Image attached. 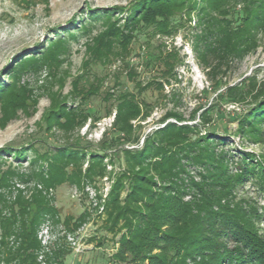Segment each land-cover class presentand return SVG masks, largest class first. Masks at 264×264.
Segmentation results:
<instances>
[{
  "label": "trees",
  "instance_id": "obj_1",
  "mask_svg": "<svg viewBox=\"0 0 264 264\" xmlns=\"http://www.w3.org/2000/svg\"><path fill=\"white\" fill-rule=\"evenodd\" d=\"M122 12V8L88 11V24L80 21L77 28L82 34L88 32L89 25L101 22V30L85 43V70L127 58L135 34L143 28L153 27L154 34L171 37L182 20L190 22L191 16H196L198 32L192 48L195 52L200 50L197 56L209 68L208 74L221 76L231 62L255 52L264 33V0H135L123 19L116 17ZM175 18L179 22L175 23ZM74 40L75 35L69 33L67 38L46 41L44 48L8 66L10 81L0 83L1 127L19 111L26 113L30 105L36 104L30 85L22 80L24 75L46 69L47 76L56 81L54 86L63 87L64 76L57 74L69 54L68 45ZM148 64L159 66V81L136 84L138 94L152 86L163 91L164 85L175 80L181 61L170 50L159 52ZM98 92L96 82L83 74L75 77L69 97L76 100V105L68 109L67 99L58 100L59 94L50 89L51 109L44 116L46 130L56 128L67 134L82 128L89 119L97 122L99 117H90L85 105ZM226 92L229 102L244 100L238 89L229 87ZM111 99L112 108L106 116L115 111L113 121L94 149L66 141L56 146L53 153L33 159L27 158V149L21 148L13 152V159L17 167L26 163V173L18 172L12 165L3 170L0 156V262L37 264L44 249L38 233L45 219L62 223L71 231L87 223V210L76 219L66 217L60 221L51 192L64 184L80 188L85 181L100 179L108 174L107 165L117 162L112 189L102 205L105 230L120 234L113 262L264 264V237L257 227L262 216L254 206L236 200L234 195L235 187L247 174L257 175L264 183V161L255 162L243 153L234 163L240 172H232L234 156L225 146V139L208 129L201 134L193 125L166 123L142 137L139 147L140 122L149 116L152 106L124 89L106 93L103 98ZM204 115L201 114V122L206 124ZM167 119L184 122L178 113L168 114L159 122ZM235 120L236 134L260 139L264 87L252 95L247 109ZM0 153L10 154L11 150L0 149ZM192 167L200 170L193 175L189 171ZM29 183L32 188L26 187ZM3 190L7 193H1ZM9 239H13L14 246L9 245ZM69 253L68 248L56 245L44 254V260L48 264H65Z\"/></svg>",
  "mask_w": 264,
  "mask_h": 264
},
{
  "label": "rangeland",
  "instance_id": "obj_2",
  "mask_svg": "<svg viewBox=\"0 0 264 264\" xmlns=\"http://www.w3.org/2000/svg\"><path fill=\"white\" fill-rule=\"evenodd\" d=\"M133 1L135 0H0L1 84L9 83L7 68L18 58L44 48L46 41L67 38L69 33L76 37V40L69 43V54L58 70V77L64 76L61 89L54 86L56 81L47 76L46 69L36 74L24 75L22 80L30 85L36 104L30 105L26 113L19 111L15 118L3 127L0 126V149L11 150L10 154L0 153L4 162L3 170L12 165L18 172L26 173V163L17 167L13 159V152L21 148L27 149L25 156L33 159L40 158L44 153H53L56 146L63 145L66 141L80 142L89 147L91 145L90 148L94 149L102 134L109 129L115 115L113 111L111 116H106L113 101L103 98L106 93H118L121 89L136 94L139 100L152 106L149 116L140 122L139 147L142 137L166 123L193 125L201 134L208 129L215 133L214 136L225 139V146L234 156V162L230 164L232 172H240L241 168L234 163H238L243 153L249 154L255 162L264 161V124L260 126V139L255 141L236 134L238 123L235 120L236 116L247 109L252 95L264 87V33L260 36L259 48L243 59L231 62L228 71L221 76L208 74L209 68L197 56L200 50L195 52L192 48L193 37L198 32L195 28L196 16H191L190 22L182 20L177 32L171 37L154 34L153 27L143 28L135 34L127 58L115 60L106 67L90 66L85 70V43L101 30V22L89 25L86 34H82L77 28L82 21L88 24L87 12L122 8L124 12L116 17L123 19ZM179 20L175 18L174 22ZM170 50L181 61L175 70V80L171 79L170 84L164 85L161 92L152 86L138 94L136 84L144 86L153 79L159 81V66L153 67L147 63L152 62L159 52L166 53ZM82 74L99 85L98 94L91 97L85 105L90 117H99V120L93 122L89 119L82 128L67 134L56 128L47 131L44 116L51 109L50 89L59 94L58 100L67 99V108H72L76 105V100L69 97L71 82ZM229 87L244 94L241 103L229 102L226 92ZM171 113L182 115L184 122L179 124L173 119L159 122ZM202 113H205L204 118L207 116L206 124L201 122ZM246 164L250 165L249 160H246ZM118 167L117 162H114V166L107 165L106 176L93 182L85 181L80 188L64 184L51 192L60 221L66 217L76 219L85 210L90 217L87 223L72 231L62 223L54 224L45 219L39 229L40 240L45 245L37 264H48L44 260V254H49L56 245H63L70 250L64 258L65 264H117L113 262L112 255L118 248L120 234L113 235L105 230L102 205L112 189L114 173ZM198 170L200 168L189 169L193 175ZM26 187L32 188L33 184L29 183ZM1 193H7V190ZM234 195L236 200L241 199L258 210L262 217L258 220L257 227L264 237V183L257 175L247 174L235 187ZM8 242L10 246H14L13 239ZM72 243L79 247L78 253L73 250Z\"/></svg>",
  "mask_w": 264,
  "mask_h": 264
},
{
  "label": "built area",
  "instance_id": "obj_3",
  "mask_svg": "<svg viewBox=\"0 0 264 264\" xmlns=\"http://www.w3.org/2000/svg\"><path fill=\"white\" fill-rule=\"evenodd\" d=\"M42 232H45L46 233V231H42ZM38 239L40 240L41 239V231H39V233H38ZM40 242H41V244H42V247L44 248V245H45V243L43 242V241H41L40 240ZM72 245H73V250L76 252V253H78L79 252V247H77L74 243H72Z\"/></svg>",
  "mask_w": 264,
  "mask_h": 264
}]
</instances>
